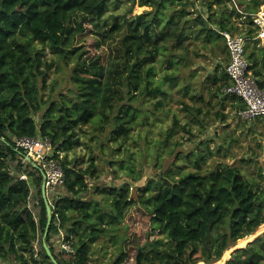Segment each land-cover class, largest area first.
Instances as JSON below:
<instances>
[{"label": "trees", "instance_id": "16d2710c", "mask_svg": "<svg viewBox=\"0 0 264 264\" xmlns=\"http://www.w3.org/2000/svg\"><path fill=\"white\" fill-rule=\"evenodd\" d=\"M111 1L0 0V264H35V243L42 259L54 264L44 247L48 213L42 192L43 172L25 159L24 151L16 149V138L23 136L50 138L54 156L61 159L65 171L64 196L47 189L52 223L45 241L58 264H88L90 245L107 232L104 226L116 227L124 221L139 227L135 231L126 228L123 249L113 264H137L138 252L142 264H213L239 240L254 235L264 225L262 168L251 179L244 177L238 165L220 166L208 174L189 172L179 179L149 183L138 190L137 196H131L129 184H123L109 190L112 212L104 211L94 200L80 197L89 190L88 178L96 177V165L91 162L84 167L61 155L79 144L75 129L94 120L99 103L106 102L115 89L116 75L123 76L133 69L128 61V39L121 41L116 54L122 55L123 62L113 61L111 49L99 45L98 36L106 30L105 16ZM130 1L131 7L124 17L132 14L137 4V0ZM141 1L142 7L148 2ZM152 1L154 9H140L133 20L136 31L143 29L150 34L149 40H154L158 55L166 57L175 47L185 51L191 29L186 17L191 15L188 8L192 0H185L169 16L164 15L167 3L173 5L183 0ZM227 1L207 0V8L225 5ZM251 1L253 7L251 3L246 5L244 13L251 26L246 32L254 35L252 14L264 0ZM201 25L198 37H222L215 28H208L205 21ZM227 31L235 33L238 28ZM257 42L261 45L258 51L249 56L247 53L249 72L263 77L264 44ZM46 50L52 58H45ZM148 54L152 56L153 52ZM172 56L165 62L176 68L178 62ZM65 68L70 70L73 94L61 93L58 101L45 99L43 92L48 87L50 72L55 69L60 73ZM220 69L211 76L210 97H216L230 83L226 69ZM155 73V66L147 72L146 93L165 97L166 90L153 86L151 78ZM177 79L171 74L164 77L169 83ZM195 97L200 101L205 98L203 94ZM231 97L237 102L241 99ZM245 107L242 104L239 110ZM201 111L197 110L199 114ZM173 132L171 128L169 134ZM188 157L198 170L207 162L203 153ZM253 160L243 161L251 164ZM21 175L28 179L21 180ZM152 190L154 194L148 195ZM149 226L167 235L171 249H160L163 241L155 240L151 243L155 249L146 250L143 241ZM61 229L66 241L75 238L73 254L65 253L55 243ZM226 264H264V237L236 250Z\"/></svg>", "mask_w": 264, "mask_h": 264}, {"label": "rangeland", "instance_id": "374dc122", "mask_svg": "<svg viewBox=\"0 0 264 264\" xmlns=\"http://www.w3.org/2000/svg\"><path fill=\"white\" fill-rule=\"evenodd\" d=\"M206 1L192 0V6L189 8L191 15L187 17L190 21L188 26L191 27L190 37L186 42L187 49L184 51L175 47V50L169 51L166 57L156 54L154 40H149L150 34L143 29L136 31L133 22L140 9L144 11L154 9L152 0H148L144 7L140 6L142 1L137 0L133 13L127 17L124 16L128 13L132 1L112 0L110 3L105 16L106 30L98 36L99 45L111 49L113 61L116 59L123 62L122 55L120 57L116 54L121 41L128 39L130 46L128 61L133 69L123 76L116 75L117 84L112 91L114 96L111 97V94L106 102L99 103L92 122L75 129V138H79V144L61 155L62 158L66 157L69 161L84 167L91 162L95 163L96 177L88 178L89 190L80 197L94 200L106 212H112L109 190L123 184H129L131 196H137L138 190L149 183L179 179L189 172L199 171L201 174H208L220 166L238 165L244 177L251 179L258 175L260 168L264 171V119L253 121L256 124L254 133L246 132L247 124H244L236 114L240 106L229 100H223L226 104L218 103L215 98H212L213 101L210 103L208 101L206 87L212 86L211 76L216 72L218 63L214 55L203 52L205 44L203 39H199L197 32L203 29L201 21H205L208 28L220 29L218 23L221 17L237 8L231 2L232 7L229 5L227 8L220 7V11L215 9L219 12L217 14L207 9ZM236 1L241 11L250 3L253 7L251 0ZM180 4H185V0L182 3L178 2L177 6H171L170 9L167 7L164 15L169 16L174 9H180ZM167 5L170 7L169 3ZM162 24L164 25V22ZM250 28L246 21L236 33H245ZM258 49L256 40H251L248 44V56ZM149 51L153 52L152 56L148 54ZM171 54L174 55L172 59L178 62L176 67L178 70L165 62ZM45 58H52L49 50H46ZM72 60L74 61V57ZM152 66L156 68V73L151 78L154 81L153 86L158 85L166 90L165 97H155L146 93L147 72ZM166 74L175 76L178 78L177 81L166 82L164 80ZM47 86L43 92L44 98L51 97L56 101L60 99L59 94L71 95L75 89L70 70L66 68L60 73L53 69L49 74ZM54 86L55 91L52 90ZM201 94L205 97L203 101L195 97ZM46 108L47 105L43 111ZM200 108L201 114L197 112ZM223 116L228 117L225 123L221 120ZM176 120L178 125L174 126ZM171 128H174V132L169 134ZM198 153L207 155V162L200 170L188 157L190 155L195 158ZM250 158H254L251 164L243 161ZM59 191V196H64L65 188ZM153 194V190L148 193ZM138 227L128 221L117 224L116 227L104 226L107 232L90 245L91 261L88 264H113L123 249L126 228L135 231ZM150 234L149 226L143 241L146 250L155 249L151 244L153 241L150 240ZM60 235L62 239L65 237L64 232ZM261 236L264 237V225L254 235L238 241L231 247L232 251L224 264L236 250L255 242ZM58 239L60 240V236ZM74 240L75 238L71 240V244ZM156 240L163 241L160 249H171L172 245L165 233L159 235ZM56 243L61 247L58 242Z\"/></svg>", "mask_w": 264, "mask_h": 264}, {"label": "built area", "instance_id": "2783aa9c", "mask_svg": "<svg viewBox=\"0 0 264 264\" xmlns=\"http://www.w3.org/2000/svg\"><path fill=\"white\" fill-rule=\"evenodd\" d=\"M241 14H245L236 5V0H230ZM263 6V8H261ZM254 35L245 33H232L223 31L229 49V61L225 69L229 75L230 83L225 86V95H235L243 100L245 108L237 110L236 114L244 120H253L256 117H264V77H258L249 72L250 63L247 57V46L251 40H260L264 43V4L252 14ZM16 149L25 152V159L36 163L46 177V186L52 193H59L65 187L66 176L60 158L54 156L52 141L48 137L23 136L16 138ZM21 180H27L26 175L20 176ZM161 231L151 230L150 240L155 241ZM33 261L35 264H49L43 260L37 243H35ZM61 248L65 253H74L71 242L65 237L61 242Z\"/></svg>", "mask_w": 264, "mask_h": 264}, {"label": "crops", "instance_id": "0c3cea01", "mask_svg": "<svg viewBox=\"0 0 264 264\" xmlns=\"http://www.w3.org/2000/svg\"><path fill=\"white\" fill-rule=\"evenodd\" d=\"M236 2V5L238 6V4H237V1H235ZM176 4H178V1H176V3L175 4H173V5H176ZM173 5H170V7H169V5L167 6L169 9L170 8H172L171 6H173ZM228 5H229V7H232V3H231V1L229 0V1H227V3L225 4V5H222V6H214L212 9H208L209 11H211V12H216L217 14L219 13V12H217V10H215V9H219L220 7H225V8H227L228 7ZM235 5V4H234ZM177 6V5H176ZM190 8V7H189ZM189 8H188V11H189ZM177 9H179V8H176V9H174L173 11H176ZM219 11H220V9H219ZM240 13L238 10H232L229 14H227V15H223L222 17H221V21L218 23V25L220 24V29H216L215 27H213V28H215L217 31H219V33H220V35L222 36V37H219V39L217 40V37L216 36H214V37H216V39L215 38H211V39H208V38H206L207 36L204 34V36H202V37H199V39H203V44H205V47H203L204 49L203 50H205V51H203V52H208V53H211V55H214V57L216 58V61H217V63H218V65L216 66V70H217V68H224V70H225V66H226V64H227V62L229 61V49H228V46H227V43H226V40H225V38H224V36H223V34H222V32H223V30L224 31H227L228 29H236L237 27L236 26H238V29L240 28V26H242V25H244V24H246V21H247V17L245 18L244 16H242V15H238L237 13ZM242 12H244V11H242ZM172 13V12H171ZM226 14V13H225ZM243 15H246V13L245 14H243ZM218 16V15H217ZM187 17H189V16H187ZM186 17V18H187ZM206 21L208 22V18L206 19ZM223 29V30H222ZM236 33V32H235ZM205 38V39H204ZM258 40H256V43H257V45H258V47L259 46H261L258 42H257ZM214 74H215V72H214ZM213 74V75H214ZM219 74V73H218ZM264 77V76H263ZM211 81V80H210ZM210 85H212V81H211V84ZM210 87V86H209ZM187 89V88H186ZM185 89V90H186ZM223 89L224 88H222L221 89V91L218 93V95L216 96V97H210L209 96V88L208 87H206V94L208 95V101H209V103H210V101L212 102L213 101V99L212 98H215V99H217L216 101H218V103H224V104H226L225 102H223V100H229V101H231L232 103H234V104H236L237 106H240V105H245L244 104V102L240 99V100H238V102L236 101V100H234V99H232L233 97H231V96H229V95H225L224 93H223ZM186 92H188L187 90H186ZM200 96V95H199ZM198 96V97H199ZM228 97H230V98H228ZM227 98V99H226ZM205 99V98H204ZM242 103V104H241ZM238 117V116H237ZM228 117L227 116H223V119H221L222 121H223V123H225L227 120ZM239 118V117H238ZM240 120H242V121H244V124H247L246 126H247V129H246V132H250V133H254V127H255V123H253V121L254 120H261V119H264V117H256V118H254L253 120H244V119H241V118H239ZM252 127V128H251ZM63 232V230L61 229L60 230V234ZM56 235L55 236V238L57 239V240H55L56 242H58L60 245H61V242H62V240L64 239H62V236L61 235ZM59 236H60V240L58 239L59 238ZM75 237V236H74ZM55 242V243H56ZM56 245H57V243H56ZM58 248H61V247H58ZM230 258H231V256H230ZM230 258L227 260V262L230 260ZM226 262V263H227ZM225 263V264H226ZM204 264H206L205 262H204ZM224 264V263H223Z\"/></svg>", "mask_w": 264, "mask_h": 264}, {"label": "water", "instance_id": "95a60500", "mask_svg": "<svg viewBox=\"0 0 264 264\" xmlns=\"http://www.w3.org/2000/svg\"><path fill=\"white\" fill-rule=\"evenodd\" d=\"M33 164H35V166L38 167V165L36 163H33ZM43 178H44V182L42 184V192H43V198H44V200L46 202V205H47V213H48V220H47L46 230H45V233H44V247H45L46 254L51 259V261L54 264H58L57 260L55 259V257L52 254V251L50 250L49 246L47 245V243L45 241L46 237H47V235L49 233L51 223H52V209H51V206H50L49 201H48L46 177H45L44 174H43ZM140 253L141 252H138V255H137V264H142L141 263V259H140Z\"/></svg>", "mask_w": 264, "mask_h": 264}, {"label": "bare ground", "instance_id": "6f19581e", "mask_svg": "<svg viewBox=\"0 0 264 264\" xmlns=\"http://www.w3.org/2000/svg\"><path fill=\"white\" fill-rule=\"evenodd\" d=\"M250 236H251V235H250ZM241 240H242V239H241ZM239 241H240V240H239ZM231 251H232V248H230V249H228L227 251H225L223 257H222L219 261H217V262H215V263H213V264H223V263L225 262L227 256H228V254H229ZM198 264H204V262H200V263H198Z\"/></svg>", "mask_w": 264, "mask_h": 264}]
</instances>
